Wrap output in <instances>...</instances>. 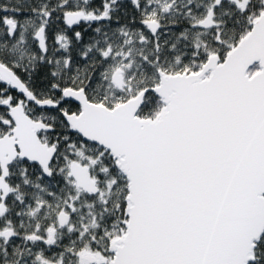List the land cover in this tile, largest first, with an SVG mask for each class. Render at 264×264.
I'll use <instances>...</instances> for the list:
<instances>
[{
  "label": "snow or ice",
  "instance_id": "6c2138e0",
  "mask_svg": "<svg viewBox=\"0 0 264 264\" xmlns=\"http://www.w3.org/2000/svg\"><path fill=\"white\" fill-rule=\"evenodd\" d=\"M0 264H264V0H0Z\"/></svg>",
  "mask_w": 264,
  "mask_h": 264
}]
</instances>
